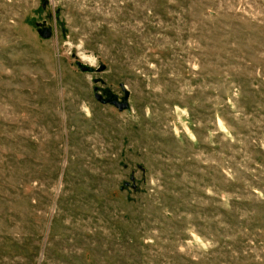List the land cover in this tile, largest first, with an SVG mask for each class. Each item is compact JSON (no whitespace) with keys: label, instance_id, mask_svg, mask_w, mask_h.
<instances>
[{"label":"rangeland","instance_id":"374dc122","mask_svg":"<svg viewBox=\"0 0 264 264\" xmlns=\"http://www.w3.org/2000/svg\"><path fill=\"white\" fill-rule=\"evenodd\" d=\"M0 264H264V0H0Z\"/></svg>","mask_w":264,"mask_h":264},{"label":"water","instance_id":"95a60500","mask_svg":"<svg viewBox=\"0 0 264 264\" xmlns=\"http://www.w3.org/2000/svg\"><path fill=\"white\" fill-rule=\"evenodd\" d=\"M78 65H79V67H80V69L82 71H89L90 70V67L89 66H85L83 64H78ZM102 69H103V67L99 68L98 71H100ZM95 97L98 100H100V101L102 100V97L99 94H96ZM127 98H128V92L127 91H124V95H123L121 101L117 100L116 97H115L114 100H103V101L104 102H110V103L114 104L119 111H122V110H124V109H126L128 107Z\"/></svg>","mask_w":264,"mask_h":264}]
</instances>
